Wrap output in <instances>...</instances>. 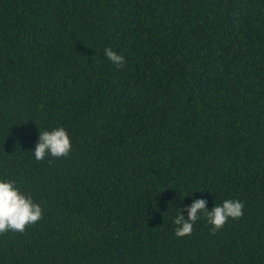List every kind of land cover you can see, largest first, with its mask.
Here are the masks:
<instances>
[{"label": "trees", "instance_id": "16d2710c", "mask_svg": "<svg viewBox=\"0 0 264 264\" xmlns=\"http://www.w3.org/2000/svg\"><path fill=\"white\" fill-rule=\"evenodd\" d=\"M0 179L42 209L0 264H264V0H0ZM195 198L243 214L177 238Z\"/></svg>", "mask_w": 264, "mask_h": 264}, {"label": "clouds", "instance_id": "9594fccd", "mask_svg": "<svg viewBox=\"0 0 264 264\" xmlns=\"http://www.w3.org/2000/svg\"><path fill=\"white\" fill-rule=\"evenodd\" d=\"M103 52L104 57L116 67L124 63L125 58L111 47H106ZM71 149L72 143L67 130L56 127L39 131L38 141L31 152L36 161H41L46 157L67 156ZM207 205L206 198H195L191 204L177 207L173 217L174 235L177 238L191 235L194 225L201 219H205L215 233L229 219L240 218L244 208L238 199H225L220 204H214L211 209ZM41 216V207L33 201L31 195L21 191L15 180L0 179V234L9 231L23 232L27 225L36 223Z\"/></svg>", "mask_w": 264, "mask_h": 264}]
</instances>
